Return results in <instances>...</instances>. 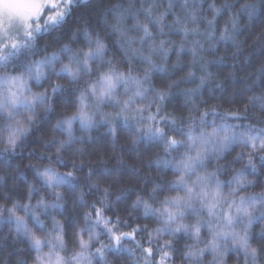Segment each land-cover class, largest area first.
I'll return each mask as SVG.
<instances>
[{
    "label": "clouds",
    "instance_id": "1",
    "mask_svg": "<svg viewBox=\"0 0 264 264\" xmlns=\"http://www.w3.org/2000/svg\"><path fill=\"white\" fill-rule=\"evenodd\" d=\"M253 4L250 0H240L238 6H234L232 16L229 24L232 26L235 34H239L243 30L245 23L250 24L255 20L258 15L264 13V0H256V10L249 16L248 5ZM189 5L187 0L181 7L187 8ZM74 11L69 13L67 22L62 27L53 29H43L34 31V38L31 42L30 49H22L18 54L11 56L6 62L0 63V103L4 107H0V151L11 149L9 138L11 133L21 126L23 131L17 133V141L15 149L5 152L12 158L19 157L21 161L24 159V154L27 153L30 157H35L37 162L47 160V164L39 165V167L54 165H63L65 160L71 157L82 156L81 147H74V145H83L92 143V132L104 128L103 135L110 136V143L115 149L113 156L116 159L121 157L120 152L126 148L129 152L140 151V144L145 141H154L158 146L157 152L153 153L154 160L168 159L175 163L176 161L184 159L186 156L196 158L195 168L190 175V182L196 180L198 176H210L211 181L208 187L211 189L215 186V181H221V189L223 192V203L217 209V215L209 217L207 210L202 207L200 202L193 199L192 208L186 211L183 217V223L188 225H197L200 229L199 239L194 238L193 229L190 227L187 231L181 230L175 235H170L174 224L166 223V216H161L155 209L163 208L164 200H156L150 196L138 195L145 200H148L152 205L153 211L144 219L150 221L149 224L142 226V231L147 234V239L151 247L155 244L153 254L146 257L141 243L125 244L119 250L113 249L110 240L107 243L100 241H92L89 248L86 250L85 258L78 259L77 254L80 252V247L76 233H73L70 240L64 243L63 247L57 246L52 249L51 244L55 243L54 238L50 239L45 236L43 247L37 250L27 238H20L16 235L14 220H5L4 224L7 230L0 229L3 233L4 244L0 246V264H55L57 256L63 258V264H158L161 259L162 251L169 253L166 258V264H264V205L260 204V200L264 198V150L259 148V144L253 150H250L246 157H242L238 165H233L231 161L224 158V150L228 147H223L221 138L225 135L223 131L212 135L213 128H218L219 125L207 120L208 116L218 117L223 120L227 118V114L221 116L220 113L212 111L211 106H208V111H201L200 107L192 103L191 118L178 115L173 112L172 116L175 123L171 120H163L166 125L164 136L162 138L153 140L143 136V128L138 127L146 122V117L136 114L133 120L125 122L121 125L120 121L122 116H117L124 102L129 98H134L131 102V109L143 107L144 113L149 110L148 105L156 107V103L161 104V111L164 110L163 105L166 100L173 98V90L175 94L181 97H186L195 94L206 83L201 79L195 84V87L185 88L183 85L193 83L188 81L183 75H178L175 79H169L167 83H157L155 86L152 83L151 76L156 72H167V67L157 60L153 59V55L161 49L153 47L148 44L146 40L144 43L147 45L145 52L147 55L140 57L139 63L144 67H133L131 71L125 68L122 73L128 79L125 84L120 81L114 92L116 101L104 98L102 101L99 93L96 95L91 93V87L97 85L102 73H106L110 68H118L124 61L116 56V53L111 52L110 45L107 43L109 36L115 35V29L112 27L116 17L130 11L131 5L129 0H82L81 5H74ZM227 7V6H225ZM208 24V21H207ZM209 27L211 25L208 24ZM35 28V26H33ZM205 31V37H212ZM88 34L91 35L93 41L98 37L105 45V56L103 61L95 60L90 62L91 71L82 72L80 79L76 81H67L60 79L59 69L63 64L69 62V58L79 50L80 59H83V52L88 48ZM264 34V26L260 27V33ZM152 39V34L146 36ZM214 39V37H212ZM17 39L23 41L25 39L23 31L19 33ZM67 46V47H65ZM9 44V48H10ZM55 54L57 57L54 67H45L46 75L37 79L34 75L29 74V67L38 61H47ZM107 57V59H105ZM110 61V63H109ZM201 63H205L201 61ZM175 65L172 66V71H175ZM23 76L26 88L21 93L16 88L10 89V81L14 77ZM135 81H139V86ZM60 84L62 87L57 90L59 92H67L72 96V103L68 104L67 99L57 104L54 99V94L51 91L53 84ZM161 88H166L168 91L165 93L166 100L160 101L158 92ZM47 91L50 97L51 108L47 111L44 106L37 105L32 112L27 111L23 107L12 108L10 100L12 94L16 93L21 99L25 97H32ZM143 92V96L137 95V92ZM246 91L250 93L245 105L244 112L240 113L239 119L244 120L245 115L250 119L257 121L256 124L241 123L237 127L243 131L252 130L255 134L257 132L264 134V109L260 108L257 103L252 102L250 98L255 96L264 95V73H261L260 81L249 86ZM81 93L86 94L87 111L92 115L93 122L88 127L81 126L80 122L74 121L72 128V144L67 146L64 151L57 153L56 149L61 141L67 139V133L63 127L57 126V121L62 120L65 116L71 115L79 104V97ZM195 101V99H193ZM30 102V99H29ZM202 113H207L204 119H201ZM113 121V126L116 128V134H113L112 127L109 126L108 121ZM47 125L42 131L41 126ZM123 129V131H122ZM39 135L35 140L32 139L33 134ZM189 135L192 137H200L195 143L189 140ZM139 136L140 139L133 142V138ZM168 137H175L179 143L174 148H167ZM34 143H39L43 152L38 155L39 149L33 147ZM239 155V154H237ZM236 157H232L235 161ZM35 172V178L39 182V177L36 176V171L39 169L37 165L29 164ZM83 166L79 163H72V169L69 171L75 172L77 180L73 181L71 185H65L62 189L63 198L67 206L68 202L74 201L79 191L89 185L88 178L84 175H78ZM57 172L64 173L60 168L55 169ZM112 173L118 172V169H109ZM17 177L22 176L23 172L13 169ZM6 169L0 168V183H3L7 178L12 175ZM97 175L101 174L96 173ZM219 174V175H218ZM106 175V173H105ZM179 175V173H178ZM247 175V183L243 188L237 186L235 177ZM221 176H227L228 179L221 180ZM239 191L233 192V189ZM46 189V188H45ZM183 191V188H179ZM225 189L227 191L225 192ZM248 189H254L250 194ZM199 191V184L197 185ZM244 193V194H241ZM113 192H109L112 195ZM47 196V191H45ZM255 197V201L250 208L251 219L253 222H258L259 227L256 232L259 234L257 239H252L250 227H245L248 224L249 217L238 215L235 207L231 209L232 215L235 217L234 223L230 226L223 225V214L228 210L229 204L235 200L237 203L240 197ZM235 197V199H233ZM51 198V197H48ZM137 197L134 198V200ZM133 200V201H134ZM132 201V202H133ZM132 204V203H131ZM131 212L137 215H142L144 209L142 206L132 208ZM247 206V205H246ZM7 212V207L4 208ZM179 222V221H178ZM221 225L217 227V225ZM158 229L163 231L157 232ZM235 231L240 234L247 232L248 248H242L231 237V233ZM229 233L225 239L220 233ZM155 234L158 238H163V243L159 239L153 238ZM151 235V240H149ZM165 241H171L165 244ZM215 241L217 248L214 250L212 242ZM164 245L162 248L161 246ZM97 248H103V254L96 251ZM49 253L51 255L49 256ZM254 253V254H253ZM157 255L159 259H157ZM37 256L41 260H37Z\"/></svg>",
    "mask_w": 264,
    "mask_h": 264
},
{
    "label": "trees",
    "instance_id": "2",
    "mask_svg": "<svg viewBox=\"0 0 264 264\" xmlns=\"http://www.w3.org/2000/svg\"><path fill=\"white\" fill-rule=\"evenodd\" d=\"M239 2L240 0H187L189 6L184 8L181 7L184 0H129L131 8L129 12L125 13L121 24L126 34L121 35L115 30V35L107 38V43L111 46L109 50L116 53V56L124 61L121 66H118L117 71L123 72L125 68L131 71L133 67H144L143 64L139 63V60L142 55H147L144 51L147 45L139 39L144 35L142 29L136 27L139 22L149 25V31L153 38L144 37L148 44L159 46L160 42L163 41V48L167 49L166 57L161 48L153 55L154 60L164 64L168 69L167 72H156L151 76L154 86L157 83H167L169 79L183 75L186 80L194 81L183 85V87L191 88L195 87V84L202 77H206V83L198 90L195 97L192 95L181 97L176 95L175 90H173V98L164 102V110L160 111L156 117V122L160 127H166L160 117H171L173 112L191 118L192 102L189 97L195 99V103L201 111L206 112L208 106H211L221 116L227 114V118L223 120L211 115L207 117V120L219 126L227 125L230 129L243 131L237 127L239 124L258 123L247 115H245L244 120H240L239 115L244 112L245 105L248 103L247 97L250 93L246 89L253 84V81L258 83L261 73H264V34L258 35L260 27L264 26V13L258 15L250 24L245 23L243 30L237 35L229 21L233 7L238 6ZM250 2L255 3L256 0H250ZM215 8H218L219 12H216ZM146 9H151V15ZM213 16L215 17L213 25L209 27L207 21ZM158 18H161L160 23L156 22ZM185 26L189 29L187 35L182 30ZM225 28H227L226 34L230 37L229 39L221 38V33L225 32ZM205 31H212L214 39L205 37L203 35ZM193 48L197 49L195 56L192 53ZM201 61L205 63H201ZM173 65L176 66L174 72L172 71ZM65 98L68 104L72 103L73 98L67 92L54 94L57 104L62 103ZM257 105L259 106V103ZM149 112H156V107H149L148 112L143 113V115L147 117ZM231 113H239V115H231ZM120 123L121 125L125 123L123 118H121ZM46 127V124L42 125L41 130L43 131ZM104 132V128L92 132L91 136L94 141L92 143L74 145V147L83 148L85 150L84 155L71 157L65 160L63 165H54L53 169L73 170L72 161L75 160L79 164L81 159L87 161L96 173L105 167L118 169L119 171L113 172L112 178L107 181V184L111 185L110 191L113 194L107 198L104 218L109 221L110 225H116L119 231L128 232L133 228L137 229L134 238L124 239L125 244L129 242L141 243L144 248L150 247L147 234L142 231V226L149 224L150 221L143 218L146 216L145 214L137 215L135 212H131L129 206L138 195L150 196L156 200L183 195V191L178 189L174 183L178 172L172 167L163 168L156 164L153 153L157 152L158 146L154 141H145L140 144V151L129 152L124 148L120 152L122 160L118 161L112 156L111 159L106 157V162L91 163L93 157L99 159L100 153L113 151V146L110 143L111 137L103 135ZM38 135V133H34L32 139L35 140ZM258 144L259 142H257ZM32 146L39 149L38 155L43 152L39 143H34ZM250 150H253L250 145L235 140L228 145L223 155L235 166L240 163L242 157L247 156ZM88 153H91L92 156L90 157ZM234 156L236 160L232 161ZM29 164L37 165L39 170H43V167H39V165L47 164V160L37 162L35 157H30L27 153L24 154L23 161L19 157L12 158L6 153L0 155V168L6 169L9 173H12L13 169L23 172V175L19 177L12 173L5 182L0 183V206L11 208L13 202L17 200L21 204L30 202L31 205L35 206L36 200L41 196L45 197L46 200L55 199L54 196L45 195V191L48 194L51 190L45 189L42 182L36 180L35 172L32 167L28 166ZM87 172L88 166H83L77 174L86 175ZM245 178H248L247 175ZM224 179H228V177L221 176V180ZM154 185H160L155 193L152 192ZM29 187L33 189L30 201L27 197ZM243 187L244 185L241 186V188ZM226 191L227 189H225ZM247 191L250 194L254 189ZM121 192L125 193V197L117 200V196ZM103 196V187L90 188L87 185L79 191L74 201L68 202L67 206H65L64 201H61L62 207L58 209L49 208L46 215L41 214L42 225L31 218L30 212L25 214L20 209L17 215L24 216L28 227L42 239L45 236L50 239L54 238L56 235L54 221H60L64 229V241L67 243L73 233H77L80 226L85 223V213L91 215L88 223H96L95 209L101 206ZM4 208H0V229L6 231L7 226L4 221L9 214L4 211ZM14 227L15 225H13ZM258 227L259 223L254 221L250 228L253 240L257 239L259 235L256 232ZM96 232L97 236L93 241L98 240L101 243H107L110 240L103 222L96 228ZM80 234L85 240L88 239L87 231ZM153 238L154 240L159 239L160 243H163V238H158L155 234H153ZM3 244V233H0V246ZM155 247V244L151 245V248L154 249ZM157 259H159L158 255Z\"/></svg>",
    "mask_w": 264,
    "mask_h": 264
},
{
    "label": "snow or ice",
    "instance_id": "3",
    "mask_svg": "<svg viewBox=\"0 0 264 264\" xmlns=\"http://www.w3.org/2000/svg\"><path fill=\"white\" fill-rule=\"evenodd\" d=\"M82 0H0V63L6 62L11 56L14 54H18L22 49H30L32 44V40L34 38V31H40L41 28L53 29L56 30L63 26L64 23L67 22V18L69 13L74 11V5H81ZM214 7V6H212ZM249 8V16L256 10L255 3L250 4L247 6ZM216 12H219L218 8L214 9ZM47 11V16H43L42 14ZM149 15H151V9H146ZM124 18V13L119 14L115 22L113 23L112 27L121 33V35H125L126 32L122 29V20ZM162 18V17H161ZM157 19V23H160V19ZM43 19V24L39 23V20ZM215 17L213 16L212 19L208 20L209 25H213ZM179 22V21H178ZM33 23H35V28H33ZM136 27L142 29L143 36L139 37V39L143 42L144 37L150 36L151 32L149 31V25L147 23L140 24L137 23ZM23 31L25 39L23 41H19L17 39L19 33ZM187 35L189 29L185 26L182 29ZM195 31V29H192ZM227 28H225V32L221 33L222 39H229L230 37L226 34ZM209 35H212V31L208 32ZM10 44V48H9ZM164 42L161 41L160 45L158 46L164 51L165 57L167 56V49L163 48ZM67 47V46H65ZM153 47H157L153 45ZM197 49L193 48L192 53L193 56L196 55ZM105 56V45L102 40L98 37L93 41L90 34H88V48L86 51L83 52V59H80V52L79 50L74 54L73 57L69 58V62L63 64L62 67L59 69V73L62 75L59 76L60 79H66L67 81H76L80 79L82 72L84 71H91L90 62L95 60L103 61ZM57 57L55 54L50 57L47 61H38L35 64L29 67V74L34 75L37 79H41L46 75L45 67H54L56 63ZM110 63V61H109ZM204 77L201 78V82H204ZM123 81L127 84L129 81L125 77L124 73L117 71L116 68H110L106 73H102L97 85H93L91 87V93L96 95L97 92L99 93V97L101 101L104 98L112 99L114 102L116 98L114 96L115 89L117 84ZM139 86V81H135ZM2 86V85H0ZM62 85L60 84H53L51 87V91L53 94L60 89ZM12 88H16L19 92H23L26 88V83L23 76L14 77L10 81V91ZM168 91L166 88H161L158 92V97L160 101L166 100L165 93ZM137 95L143 96V92L138 91ZM30 99V102H29ZM191 102L195 104V101L189 97ZM134 98H129L128 101L124 102V106L121 110L116 113L117 116H122L125 122H129L133 120L137 113L143 116L144 108L137 107L136 109H131V102ZM252 102L259 103L260 108L264 109V95L262 96H255L250 98ZM37 105L44 106V110L47 111L51 108L50 97L48 96L47 91L41 93L39 95H33L32 97L28 98L25 97L21 99L19 95L16 93L12 94V98L10 100V106L12 108L15 107H23L27 111L32 112ZM0 107H4L2 103H0ZM151 107V104L148 105ZM161 111V104L156 103V112H149L148 116L146 117V122L138 127L143 128V136L146 138H150L153 140L162 138L164 136L165 129L160 127L156 122V117L158 113ZM214 112L215 109H212ZM207 113H202L201 119L203 120ZM231 115H239V113H231ZM165 119L171 120L175 123V119L173 116L165 117L161 116L160 120L163 121ZM79 121L81 126L88 127L92 124L93 118L92 115L87 111V103H86V94L81 93L79 97V104L76 107L75 111L72 112L71 115L65 116L62 120L57 121V126L63 127L65 132L67 133V139L61 141L58 145L56 151L57 153H61L65 150L67 146L72 144V128L74 121ZM108 124L112 127L113 134H116V128L113 126V121L109 120ZM23 129L21 126H17V128L11 133L9 138V143L11 144V149H5L0 151V155H3L7 151H12L15 149L16 141H17V133L22 132ZM223 131L225 135L221 138V143L223 147H227L231 142L235 140H239L241 143L250 144L253 149L257 147V142H259V148L264 150V134L259 132L253 133L252 130H246L240 132L238 135L233 133H228V126L221 125L219 128H213L212 135H216L218 132ZM189 140L193 143L197 139H201L200 137H192L189 135ZM140 139L139 136H135L133 138V142H136ZM179 141L175 139V137H168L167 140V148H174ZM82 156L85 153V150L82 148ZM115 149L113 148L112 152L109 153H100L99 159H95L94 157L91 160V163L99 164L102 162H106V157L111 159L113 156ZM91 157L92 154L88 153ZM199 156V154H198ZM186 156L184 159L176 161L175 163L169 161L168 159H158L156 160V164L158 166H162L163 168L172 167L175 171L179 173L176 176L174 181L177 188H183L184 194L183 195H175L172 197H165L163 201V208L162 209H155L157 213L161 216H166V223L174 224L175 227L172 229L170 235H175L176 233L180 232L181 230L187 231L190 227L193 229V236L196 239H199V227L197 225H188L183 223V217L186 214V211L189 208H192L193 199H196L200 202L202 207L207 210L209 217H213L217 215V209L223 203V192L221 189V181L216 180L215 186L211 189L208 187V184L211 181L210 176H198L196 180L190 182L189 178L190 175L195 168V162L198 158ZM123 158L120 157L118 159L122 160ZM73 164L76 163L75 160L72 161ZM80 164L82 166H88V172L86 175L89 182L90 188H100L103 187L104 196L101 199V206L95 209V218L96 223L90 224L88 221L91 218L89 213H85L84 221L85 223L80 226L79 231L76 233L80 252L77 254L78 259L85 258L86 250L89 248L91 242L97 236L96 228L99 226L101 222H103L104 228L110 237V242L115 250H119L124 242L125 238H134L137 232L136 228H133L131 231L123 232L119 231L116 225H110L109 221L104 218V211L107 198L109 196L111 185L107 184L109 178H112L113 173L109 170L110 168H103L101 169V174L97 175L94 169L88 164L87 161L81 159ZM106 173V175H105ZM36 176L39 177V180L42 182V186L46 189L51 190L48 195L54 196L55 199L46 200L45 197L41 196L36 200V205L33 206L30 202H24L23 204L20 203L19 200L14 201L11 208H7L8 217L7 220H14L15 221V229L16 235L20 238H27L31 244L37 249H41L44 244V239H42L39 235L32 231L31 228L28 227V223L24 216L17 215V212L22 209L25 214L31 213V218L38 224H43L41 221L40 216L41 214L46 215L49 208L58 209L62 207L60 203L63 198V191L65 185H71L73 181L77 180V176L73 171H67L64 173L57 172L51 166H46L43 170H37ZM237 186H242L247 183V179L242 176L238 175L235 177ZM199 184V191H197V185ZM160 188V185H154L152 188V192L155 193ZM237 189H233V192L237 191ZM33 195V189L29 187L27 192L28 200L30 201ZM125 197V193L121 192L117 196V200L123 199ZM255 201V197H240L239 203L233 200L228 207V210L223 214V225L230 226L234 223L235 217L232 215L231 209L235 207L236 213L238 215L248 216L249 221L248 224L245 226L250 227L252 223L250 208ZM260 204L264 205V198L260 200ZM247 205V206H246ZM138 206H142L144 209L145 215H148L153 211L152 205L149 203L148 200L143 199L140 196L132 202L131 207L136 208ZM6 206H0L3 208ZM119 220V217H117ZM179 221V222H178ZM221 225H217L220 227ZM54 229L56 230V235L54 237L55 243L51 244L52 249H55L57 246L63 247L64 246V229L63 225L60 221H54ZM87 231L88 239L85 240L81 232ZM163 231L162 229H158L157 232ZM226 239L229 233L224 232L220 233ZM231 237L234 242L238 243L242 248H248V236L247 232L243 235L233 231L231 233ZM149 240H151V235H149ZM171 241H165V244L170 243ZM213 248L214 250L217 248L216 242L213 241ZM162 248L164 245L161 246ZM96 251L98 253L103 254V248H97ZM146 257H150L153 254V248L147 247L143 249ZM254 254V253H253ZM51 253H49V256ZM169 253L167 251H162L161 259L158 261V264H166V258L168 257ZM37 260H41L40 256H37ZM55 264H63V258L60 256L56 257Z\"/></svg>",
    "mask_w": 264,
    "mask_h": 264
},
{
    "label": "rangeland",
    "instance_id": "4",
    "mask_svg": "<svg viewBox=\"0 0 264 264\" xmlns=\"http://www.w3.org/2000/svg\"><path fill=\"white\" fill-rule=\"evenodd\" d=\"M47 14H48L47 11H45L42 15H43V16H47ZM39 23L43 24V19H40V20H39ZM33 26H35V23H33ZM218 128H219V127H218ZM240 132H243V131H240V130H237V129H233V128H232V129L228 128V133H229V134H233V133H235V134L238 135ZM237 141H239V140H237ZM239 142H240V141H239ZM247 145H250V144H247ZM250 146H251V145H250Z\"/></svg>",
    "mask_w": 264,
    "mask_h": 264
},
{
    "label": "bare ground",
    "instance_id": "5",
    "mask_svg": "<svg viewBox=\"0 0 264 264\" xmlns=\"http://www.w3.org/2000/svg\"><path fill=\"white\" fill-rule=\"evenodd\" d=\"M174 187V186H173Z\"/></svg>",
    "mask_w": 264,
    "mask_h": 264
}]
</instances>
